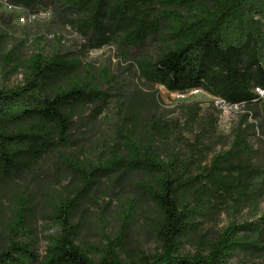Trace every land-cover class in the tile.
Here are the masks:
<instances>
[{"label": "trees", "instance_id": "trees-1", "mask_svg": "<svg viewBox=\"0 0 264 264\" xmlns=\"http://www.w3.org/2000/svg\"><path fill=\"white\" fill-rule=\"evenodd\" d=\"M35 14L39 8L60 13L65 25L74 27L88 48L116 44L119 49L156 43L154 55L134 60L137 75L168 92L200 88L213 97L240 105L227 150L209 157L206 144L216 131L215 115L203 112L199 102L178 105L179 114L126 115L117 128L116 146L105 160L74 164L64 152L78 185L51 204L49 219L58 232L41 259L18 240L25 221L26 201L17 197V213L8 225L7 246L0 250V264H123L124 230L105 237L99 258L93 261L75 243L71 224L74 210L100 178L137 173L135 190L151 203L150 228L160 242L155 254H139L125 264H231L237 251L263 252L254 235L264 236V215L254 221H231L213 239L205 253L180 254L181 240L196 233L201 219L218 208L255 205L261 193L256 181L264 168L253 162L247 139L258 134L263 144L264 99L254 87L264 89V0H6ZM72 16V17H70ZM20 83L0 88V183L28 171L44 155L67 148L71 118L77 107L97 103L93 118L110 96L96 80L113 82L108 69L96 75L80 60L59 53L46 57L31 54L21 63ZM119 104V102H118ZM251 118V121H249ZM256 118H260L257 123ZM198 127L206 129L192 135ZM175 138L184 145L179 155L165 146ZM159 142V144H156ZM240 264H264V262Z\"/></svg>", "mask_w": 264, "mask_h": 264}, {"label": "rangeland", "instance_id": "rangeland-1", "mask_svg": "<svg viewBox=\"0 0 264 264\" xmlns=\"http://www.w3.org/2000/svg\"><path fill=\"white\" fill-rule=\"evenodd\" d=\"M62 19L60 13L48 8H39L37 13L32 14L21 7H9V3L0 0L1 89H9L20 83L22 67L14 70L13 66L34 53L46 57L59 53L66 58L80 60L82 70L88 66L92 73L98 75L105 68L114 76L113 82L101 78L96 80L100 89L110 96L109 103L96 118L92 114L97 103H85L76 108L71 118V144L67 148L53 150L19 177L0 183V250L7 246L8 225L17 213V197L22 195L27 210L18 240L29 245L39 259L58 232V228L49 219L52 202L79 183L69 172L67 165L70 163L61 159L57 150L74 159L71 163L95 164L105 160L112 147L116 146L121 150L116 130L124 125L125 116L132 112L140 115L163 114L170 118L179 114L180 103L192 101L199 102L203 112L209 115H215L214 109L218 108L205 91L180 100L174 92H168L161 85H150L137 75L134 60L141 54L154 55L157 51L155 42L124 51L116 44L84 50L87 45L85 38L74 27L65 25ZM240 113V110L225 112L220 109L216 131L209 135V141L206 142L211 147L209 157L229 148L231 129L237 123ZM255 120L258 123L260 118ZM205 129L206 127H198L192 135L182 132V137L193 141L194 135ZM178 135L179 132L165 146L181 155L185 149L183 143L175 139ZM257 136V133L250 135L247 141L254 150L253 162L264 168V143L261 144ZM262 138L264 142V136ZM138 179L137 173L102 177L74 210L71 224L76 228L75 243L93 261L99 258V250L106 242L105 237L112 239L121 229L124 230L123 251H119V256L123 264L130 257L159 252L161 244L149 225L154 216V208L135 190ZM256 183L262 190L255 205L244 203L236 211L230 207H222L205 215L201 219L199 230L181 240L179 253H205L210 242L231 221H254L264 215V177ZM254 239L264 245V236L254 235ZM229 262H264V251H237L229 258Z\"/></svg>", "mask_w": 264, "mask_h": 264}, {"label": "built area", "instance_id": "built-area-1", "mask_svg": "<svg viewBox=\"0 0 264 264\" xmlns=\"http://www.w3.org/2000/svg\"><path fill=\"white\" fill-rule=\"evenodd\" d=\"M6 2V0H4ZM9 7H14L11 4H9ZM203 90L200 88H191L188 89L186 91H173L174 95L179 98L180 100H185L188 99L189 96L197 94L202 92ZM254 91L260 96V97H264V89H261L259 87H254ZM213 102L215 103V105L221 109L222 111L225 112H235L237 110H240V105L237 103H229L226 100L219 98V97H213ZM241 111V110H240Z\"/></svg>", "mask_w": 264, "mask_h": 264}]
</instances>
